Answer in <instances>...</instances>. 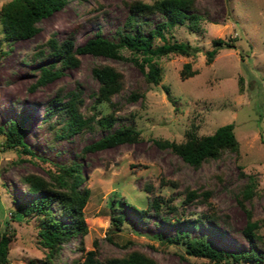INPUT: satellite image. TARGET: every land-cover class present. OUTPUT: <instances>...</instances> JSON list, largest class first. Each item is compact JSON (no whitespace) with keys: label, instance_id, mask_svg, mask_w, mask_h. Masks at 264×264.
Here are the masks:
<instances>
[{"label":"rangeland","instance_id":"rangeland-1","mask_svg":"<svg viewBox=\"0 0 264 264\" xmlns=\"http://www.w3.org/2000/svg\"><path fill=\"white\" fill-rule=\"evenodd\" d=\"M6 1L0 0V7ZM128 1L67 0L41 18L39 30L28 38L5 39L0 23V125L5 127L11 119L23 117V140L32 151L24 154L19 153L20 147H3L4 135L0 133V231L6 227L10 235L7 264L40 263L47 251L38 241L37 218L13 216L15 202L29 196L21 176L33 173L49 179L48 168L73 160L81 163L82 183L91 190L83 208L87 223L84 250L79 248V236L73 237L62 245L53 263L47 264H73L83 259V252L94 248L95 239L100 258L139 249L158 264L199 263L206 258L186 253L182 242H169L166 237L182 229L192 236L205 234L217 248L248 249L250 242L242 231L248 211L264 240V0H195L201 14L197 29L175 24L166 29L165 37L167 41L188 42L197 50L190 56L170 53L156 57L162 70L158 84L147 82L131 60L86 53L78 54V64L65 67L55 79L33 86L46 61L35 54L51 34L59 40L70 37L75 45L97 31L115 38L128 12ZM159 19L158 14L151 16L153 22ZM217 37L235 38V46H221L207 62L205 52ZM162 42L156 37L153 44ZM122 53L129 55L127 49ZM187 61L196 73L182 79L180 69ZM98 63L114 65L122 73L120 91L110 102L99 104L94 100L98 81L91 72ZM77 88L81 90L80 112L94 116L92 127L66 136V115L52 110L53 99L56 94L66 98L67 92ZM135 89L144 96L127 100ZM112 110L118 117L112 127L128 123L130 114L133 116L140 132L137 140L83 152L85 145L106 133L96 120ZM228 122L234 125L238 152H225L197 167L154 141L183 142L189 129L199 137ZM249 176L255 180V193L242 206L237 194ZM186 187L210 188V204L184 202ZM155 196L161 197L160 209L155 212L151 208L143 217L120 201L125 198L146 208ZM119 201L125 220L121 229L115 230L111 204ZM166 202L176 210L168 209ZM212 211L226 214L227 219H208L206 215ZM258 247L264 252L262 242ZM241 264H264V259Z\"/></svg>","mask_w":264,"mask_h":264},{"label":"trees","instance_id":"trees-1","mask_svg":"<svg viewBox=\"0 0 264 264\" xmlns=\"http://www.w3.org/2000/svg\"><path fill=\"white\" fill-rule=\"evenodd\" d=\"M67 0H7L0 7V23L2 25L5 39L16 40L33 36L38 30V21L60 9ZM128 12L121 26L116 29L117 36L109 38L97 31L88 37L83 43L75 45L70 37L59 40L55 34H51L43 45L40 46L35 55L46 59L39 67V74L33 86L46 83L58 77L63 69L75 66L79 60L78 54H91L104 56L119 60H131L141 70L144 79L153 84H158L162 79V70L155 58L170 53L185 56L195 54L197 48L184 41H167L165 31L169 26L175 24H186L188 28L195 30L198 27L201 14L199 13L195 0H131L126 3ZM154 14L160 15L156 22L151 20ZM156 37L163 42L154 45ZM213 47L206 50V61L211 62L221 46L234 47L235 38L225 40L217 37L212 40ZM123 49L129 51V55L122 53ZM244 54L241 52L240 55ZM246 54V53H245ZM93 77L98 81V89L95 93V103L110 102L114 93L122 87V73L108 63H98L91 69ZM196 73L192 69L191 62L183 63L180 69V77L185 79ZM168 93V88L165 87ZM81 90L67 92L66 98L59 94L54 97L52 110L66 115L64 122V135H70L84 128H91L93 115L85 116L80 112ZM144 96V92L137 89L132 90L127 100H136ZM65 99V100H63ZM118 117L115 111H110L97 118L96 123L106 128L107 131L97 140L85 145L86 150H97L113 146L123 142H132L139 137V130L134 125L133 116L130 114L128 123L114 126ZM0 133L4 135L2 146L5 148H19V153L32 154L31 149L23 140L24 118L11 119L4 127L0 125ZM187 139L177 142L168 139H154L161 147H169L178 154L183 161L197 167L203 161L219 158L225 152H238L239 142L234 132V125L228 122L218 126L212 133L197 136L193 129L186 133ZM54 169L48 168L49 179L37 174H25L21 180L26 186L29 196L23 201H16V211L13 216H31L37 218V236L39 243L47 249L44 259L40 263L30 261L29 264L53 263L59 255L61 247L71 238L79 236V248L84 250L83 237L87 233V223L84 216V206L87 203L91 190L83 185L84 175L81 172V163L71 161L69 163H56ZM248 182L237 194L239 203L244 206V201L249 200L255 193V180L253 176L248 177ZM209 189L193 190L185 188L184 202L201 201L209 203ZM160 196L153 197L146 208H138L128 202L125 198L120 199L124 205L133 207L139 216H142L151 208L155 212L160 209ZM119 204H111L114 213L111 223L115 230H120L125 220L123 208ZM167 203V202H166ZM168 209L176 210V206L167 203ZM208 219H227L226 214L210 212L206 215ZM257 222L248 218L242 228L244 236L250 242L248 249L228 251L217 248L205 234L192 236L186 230H178L173 236L166 237L169 242H182L185 252L206 260L192 262L191 264H241L259 263L264 259V252L259 251L258 242L264 244L262 234L256 231ZM10 235L5 227L0 231V264L9 262ZM98 241L94 240V248L83 252L81 260L73 264H158L157 260L139 249L124 251L121 255L98 256Z\"/></svg>","mask_w":264,"mask_h":264}]
</instances>
